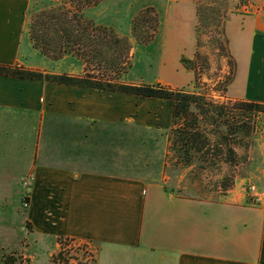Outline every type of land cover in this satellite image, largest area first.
<instances>
[{"label": "crops", "instance_id": "0c3cea01", "mask_svg": "<svg viewBox=\"0 0 264 264\" xmlns=\"http://www.w3.org/2000/svg\"><path fill=\"white\" fill-rule=\"evenodd\" d=\"M111 1L84 8V16L111 28L119 13L115 6L110 10ZM34 5L0 0V64L82 75V60H52L32 46ZM258 5L260 13H232L225 22L235 61L227 87L233 100L264 103V2ZM142 7H127L134 10L131 21ZM24 42L51 61L69 57L81 66L50 71L30 62L35 54L23 52ZM237 81L238 93L231 91ZM158 82L181 86L162 78L150 83ZM171 113L168 99L0 74V189L14 179L27 184L25 214L33 234L87 242L95 264H264V170L253 202L243 179L224 195L205 199L166 186L165 161L155 171L138 172L116 161L132 156L133 124L142 129L138 140L147 156L164 158L168 135L152 130L170 128ZM16 122L28 134H9ZM23 138L29 143L22 150L14 141Z\"/></svg>", "mask_w": 264, "mask_h": 264}, {"label": "rangeland", "instance_id": "374dc122", "mask_svg": "<svg viewBox=\"0 0 264 264\" xmlns=\"http://www.w3.org/2000/svg\"><path fill=\"white\" fill-rule=\"evenodd\" d=\"M33 1L35 5L32 19L39 10L54 5V0ZM260 1L264 2V0H112L109 2L110 10L115 6V10L119 11L115 19L109 22L111 29L118 35L134 41L130 42L132 59L124 76L127 83L139 81L150 83L162 78L181 85L173 88L204 94L212 99L216 106L224 107L223 114L216 115V124L210 125L209 122L204 124L207 130L213 132L209 134L210 146H206L205 149L210 155L217 153V156L212 157L213 159L207 163H202L203 167L197 163L186 167L174 165L169 145L165 146L164 158L147 156L141 145L142 142L138 140L142 129L135 124L129 128L134 138L132 156L121 158L115 156L118 163L123 162L122 164H126L132 172H138L144 169L155 171L165 161L164 170L169 176L166 186L175 188V192L181 195H195L205 199L224 195L236 180L243 179L248 186L256 185L260 171L264 170V112L245 113L252 125V132L248 135L241 125H238L240 131L230 134L222 124L226 120L237 119L243 114L232 106L234 100L227 95V87L230 83H227V80L232 78L234 70L228 65L230 56L226 52L225 22L232 13L241 15L260 13L258 5ZM129 6L133 8L143 6L133 19L140 11H150L145 13L146 22L140 28L142 35L147 30L151 31L149 28L152 18L154 13L157 15L158 24L150 42L137 44L136 38L131 33L133 19L131 21L130 17L134 10L128 9ZM194 12L196 18L193 22ZM25 46L27 43L24 42L22 47L25 48L23 52L26 55H29V51L35 54L33 58H29L30 62L43 65L50 71H68L73 66H81V62L69 57L62 62L51 61L34 51L32 47L26 49ZM195 51L198 52L197 57ZM240 63L242 65L243 61ZM97 69L107 70L102 67ZM241 85L239 81L235 82L231 91L238 93ZM171 127L172 125L166 130L152 131L159 135H168L169 139ZM24 129L23 125L16 122L9 129V134L22 136L28 134L27 128ZM26 143L28 145L29 141L25 138L14 141V145L22 150L27 148ZM229 149L234 151L231 161L227 160ZM22 182L14 179L11 187L0 189V264H95L94 247L92 248L87 242L71 241L63 237L54 240L33 234L32 226L25 214L28 206H24L28 188L27 184L25 186Z\"/></svg>", "mask_w": 264, "mask_h": 264}, {"label": "trees", "instance_id": "16d2710c", "mask_svg": "<svg viewBox=\"0 0 264 264\" xmlns=\"http://www.w3.org/2000/svg\"><path fill=\"white\" fill-rule=\"evenodd\" d=\"M100 1L54 0L53 6L39 10L29 24V37L35 49L52 60H60L65 56L82 60L84 63L82 75L49 73L21 65L2 64H0V74L75 85L96 91H116L171 100L172 127L169 134V150L172 153L173 164L186 167L197 163L203 167L202 163H207L217 156V153L210 155L205 149L206 146H210L209 134L213 132L207 130L204 124L205 122H209L210 125L216 124V115L223 114L224 107L216 106L213 100L204 94L173 88L159 82L151 84L124 81L132 59L130 40L126 36L118 35L111 28L96 25L83 14L84 8ZM147 12L150 11H140L131 23V33L136 38L137 44L150 42L158 24L157 15L154 13L149 28L151 31L147 30L143 35L141 34L140 28L146 22ZM226 52L230 56L228 65L234 70L235 61L228 51L227 41ZM197 55L198 52L195 51V56ZM195 61L197 63L196 58ZM97 66L107 70H99ZM231 79L227 80V83ZM232 106L243 114L237 119L224 121L222 127L233 134L240 131L238 125H241L248 135L252 132V125L245 113L264 112V103L234 100ZM233 157L234 151L229 149L227 160L231 161ZM25 200L28 202V198Z\"/></svg>", "mask_w": 264, "mask_h": 264}, {"label": "built area", "instance_id": "2783aa9c", "mask_svg": "<svg viewBox=\"0 0 264 264\" xmlns=\"http://www.w3.org/2000/svg\"><path fill=\"white\" fill-rule=\"evenodd\" d=\"M248 193H249L251 199L253 200V202H256L259 200V195L257 193V189H256L255 185H249L248 186ZM24 206H28L27 201H24ZM68 239H70L71 241H74V239H71V238H68Z\"/></svg>", "mask_w": 264, "mask_h": 264}]
</instances>
